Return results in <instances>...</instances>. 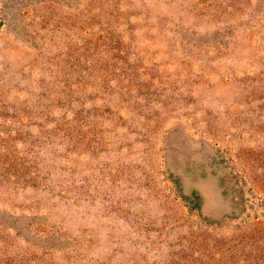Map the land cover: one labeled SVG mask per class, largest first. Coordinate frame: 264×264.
I'll list each match as a JSON object with an SVG mask.
<instances>
[{"label": "rangeland", "instance_id": "rangeland-1", "mask_svg": "<svg viewBox=\"0 0 264 264\" xmlns=\"http://www.w3.org/2000/svg\"><path fill=\"white\" fill-rule=\"evenodd\" d=\"M0 264H264V0H0Z\"/></svg>", "mask_w": 264, "mask_h": 264}]
</instances>
